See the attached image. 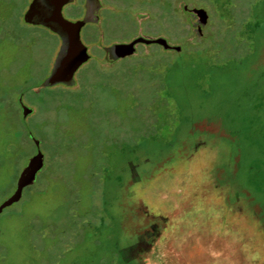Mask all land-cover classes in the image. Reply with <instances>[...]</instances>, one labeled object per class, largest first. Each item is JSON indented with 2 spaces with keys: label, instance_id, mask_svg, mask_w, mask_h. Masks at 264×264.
<instances>
[{
  "label": "rangeland",
  "instance_id": "1",
  "mask_svg": "<svg viewBox=\"0 0 264 264\" xmlns=\"http://www.w3.org/2000/svg\"><path fill=\"white\" fill-rule=\"evenodd\" d=\"M99 1L107 10L80 31L90 58L71 88L40 85L60 40L23 20L31 0H0V120L8 101L38 104L8 129L39 140L36 179L59 175L43 189L26 185L2 210L0 259L264 264V0ZM81 3L62 16L74 21ZM185 9L203 10L205 23L194 27ZM91 29L101 44L89 43ZM204 34L198 58L139 44L109 62L103 50L136 35L184 48ZM2 132L0 202L28 158L6 150Z\"/></svg>",
  "mask_w": 264,
  "mask_h": 264
},
{
  "label": "water",
  "instance_id": "2",
  "mask_svg": "<svg viewBox=\"0 0 264 264\" xmlns=\"http://www.w3.org/2000/svg\"><path fill=\"white\" fill-rule=\"evenodd\" d=\"M70 1L31 0L23 14L25 22L39 24L51 29L60 40L49 74L41 83L43 86H53L60 83L72 84L76 70L90 58L87 46L81 41L80 30L86 22L94 20L92 8L99 6V0H85L86 10L83 17L74 21L65 19L61 13L62 7ZM185 13L196 28L206 21V14L201 9H185ZM139 44H156L164 50L176 52L181 50L180 45L170 44L163 36L136 35L129 41L114 42L104 46L105 59L111 62L131 55L136 51V46ZM19 101H21L20 98ZM21 110L23 117L32 112V108L23 103H21ZM29 136L36 147L35 153L27 158L14 190L0 202V212L18 201L25 185L34 182L38 171L44 165V155L39 149V140L30 133Z\"/></svg>",
  "mask_w": 264,
  "mask_h": 264
},
{
  "label": "trees",
  "instance_id": "3",
  "mask_svg": "<svg viewBox=\"0 0 264 264\" xmlns=\"http://www.w3.org/2000/svg\"><path fill=\"white\" fill-rule=\"evenodd\" d=\"M100 16H101V18L99 19V21L93 22L92 24H88V25L95 26V27L98 28V25L100 24V22L102 20V15H100ZM26 23H28V22H26ZM49 30H51V29H49ZM95 31L96 30H94V29H91L90 31H88L87 36H88L89 41H90L89 43L90 44H93L96 41H98V44L99 43L101 44L102 43L101 42L102 39L100 40V37L99 36H97V38H95V35L97 34V32H95ZM89 36H91V37H89ZM205 36L206 35L204 34L202 37H200V38L192 41L191 43H189L186 47H184V48L182 47L179 52H176V51H173V52L177 56H181V55H183L185 53L186 50H191L190 51L191 52V55H193L194 57L198 58L199 56H201V54L199 52L201 51L200 48H202V44L204 43ZM92 37L95 38V40H92ZM141 73L142 72H138V74H141ZM151 80H153V79H151ZM74 81H75L74 84H70V85L62 84V85L67 86V87H71V88H75L78 85V82H77L76 78H74ZM40 85L43 86L42 84H40ZM43 87H49V86H43ZM20 100L21 101H19V99H17V101L14 102V105L12 104L11 101H8L7 104L3 102L4 103L3 105L5 106V109L8 110V113L6 114V117L5 118H3V119L0 120V127H1V129L3 131L2 132L3 134H1L2 135V144H3L4 148H6V150L9 153H11V154L14 153V151L16 149H19L20 150L19 151L20 152V154H19L20 157H24L25 155H27L26 157H29L28 155L30 153L29 154L26 153V146H27V144L30 143L32 146H34L35 150H36V147H35L34 143L32 142V140H31V138H30V136L28 134V131L22 130V128L19 126V124H16L15 127H12V128H15V131L13 129H11L12 131H9L8 127L13 126V125L11 124V122H10V124H7L8 121H12V120H16L17 121V119L19 118V116L20 115L22 116L21 103H23V104H26V103L23 102L22 98H20ZM26 105L30 107V105H28V104H26ZM32 106H35L36 108L35 109L32 108V112L30 114L26 115L25 117L22 116V120H26V118H28L29 116H31V115H33L35 113H38V108H39L38 104L32 105ZM18 110L20 112H18ZM34 153H35V151L32 154H34ZM26 161H27V158H26ZM50 166H51V164L47 165L46 170H48V168ZM42 168L44 169V165H43ZM42 168L40 170H42ZM50 170L51 169H49V171ZM43 173H44V170H43V172H41V175L37 179L35 178V180H34V182L37 181L36 184H38L39 189H43L47 184H48V186H49V184H52V183H50L51 181L52 182H55L57 179H59V175L56 174L52 170L50 172H46V174H44V175H43ZM17 179H18V177L16 178L15 186H16ZM32 183H30V184H32ZM30 184H27V185H30ZM53 185L56 186V187L59 186L56 183H54ZM15 186H14V188H15ZM24 188H23V190H24ZM22 193H23V191H22ZM21 196H22V194H21ZM0 264H4V262L2 261V259H0Z\"/></svg>",
  "mask_w": 264,
  "mask_h": 264
},
{
  "label": "flooded vegetation",
  "instance_id": "4",
  "mask_svg": "<svg viewBox=\"0 0 264 264\" xmlns=\"http://www.w3.org/2000/svg\"><path fill=\"white\" fill-rule=\"evenodd\" d=\"M71 1H73V0H71ZM82 5H81V10H82V12H81V14L78 16V17H76L74 20H78V19H81L82 17H83V15H84V13H85V10H86V8H85V0H82V3H81ZM63 8V7H62ZM105 10H107V7L105 6V4L103 3V2H100L99 1V6L98 7H95V8H92V14H93V18H94V20L93 21H89V22H86L82 27H81V29L84 27V26H86V25H88V24H92L93 22H97V21H99V19L101 18V12L102 11H105ZM81 31V30H80Z\"/></svg>",
  "mask_w": 264,
  "mask_h": 264
}]
</instances>
